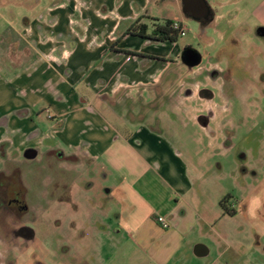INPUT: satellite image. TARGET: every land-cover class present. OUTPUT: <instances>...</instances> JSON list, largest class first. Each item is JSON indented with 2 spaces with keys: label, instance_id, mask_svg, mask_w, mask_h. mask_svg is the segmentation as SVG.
I'll use <instances>...</instances> for the list:
<instances>
[{
  "label": "rangeland",
  "instance_id": "rangeland-1",
  "mask_svg": "<svg viewBox=\"0 0 264 264\" xmlns=\"http://www.w3.org/2000/svg\"><path fill=\"white\" fill-rule=\"evenodd\" d=\"M50 2L0 0V68L6 71L21 63V40L32 34L34 19L42 18ZM207 2L212 10L225 12V18L204 29L203 36L197 21L182 18L187 31L175 42L179 49L185 43L195 47L202 55L200 63L189 69L179 60L170 81L163 78L151 88L153 101L125 92L118 100L116 96L115 107L126 119L149 123L179 152L181 167L173 176L183 175L191 186L184 243L209 250L196 260L264 264V37L255 33L264 22V0H239L238 12L236 5L220 8L217 0ZM152 4L154 24L163 22L167 10L179 16L180 9L171 2ZM81 8L73 5L74 11ZM67 22L75 33L73 18ZM159 47L152 45L146 52ZM214 70L217 74L211 77ZM128 108L143 114L130 116ZM36 110L40 117L33 120L42 132L30 135L27 144L39 147L37 158L26 160L16 153L1 165L6 172L16 167L14 179L27 190L25 209L17 213L0 208V232L29 225L35 238L20 244L22 240L0 234V264H110L112 258L133 263L140 250L129 236L134 231L131 220L141 212H133L121 190L165 195L171 193L170 186L150 166L135 169L138 179L125 180L104 159L94 163L82 157H43L52 123L46 112ZM104 115L108 126L124 125L118 116ZM226 195L229 213L219 207Z\"/></svg>",
  "mask_w": 264,
  "mask_h": 264
},
{
  "label": "crops",
  "instance_id": "crops-1",
  "mask_svg": "<svg viewBox=\"0 0 264 264\" xmlns=\"http://www.w3.org/2000/svg\"><path fill=\"white\" fill-rule=\"evenodd\" d=\"M152 1L171 2L180 9L179 16L167 10L163 20L184 25V18L191 19L182 12L180 0L48 3L42 18L34 19L33 32L31 28L28 32L32 34L21 40L25 50L20 53L21 63L6 71L0 68V170L4 160L14 154L20 155L28 148L38 151L39 147L27 144V140L30 135L42 132L33 120L40 117L36 110L40 108L52 123L49 138L44 140L47 146L44 152L82 157L94 163L104 159L120 170L125 180L138 179V175H133L139 166L154 167L158 179L170 186L171 193L165 195L157 192L141 195L131 188L121 190L133 212H141L138 219L131 220L134 231L129 235L132 245L141 252L133 263L112 258L110 264H205L196 260L200 257L184 243V209L191 186L182 174L173 176L181 167L176 158L179 152L149 123L126 119L115 107L116 96L119 94L118 100L125 92L135 98L145 94L153 101L151 88L159 86L163 78L170 81L171 73L180 68L183 47L189 46L185 43L179 49L176 41H154L130 34L129 29L137 20L148 26L153 24ZM217 3L220 8L229 4L236 5V11L239 8V0H217ZM75 4H82L83 9L74 11ZM224 16L225 12L213 10L204 29L215 27ZM70 17L75 23V33L69 29ZM197 22L200 28L202 23ZM204 29H200L202 36ZM152 45L160 47L147 53ZM128 109L130 116L143 114L138 109ZM105 113L118 116V122L124 125L116 122L108 126ZM60 142L68 151L61 148ZM157 215L165 218L166 228L155 221Z\"/></svg>",
  "mask_w": 264,
  "mask_h": 264
},
{
  "label": "flooded vegetation",
  "instance_id": "flooded-vegetation-1",
  "mask_svg": "<svg viewBox=\"0 0 264 264\" xmlns=\"http://www.w3.org/2000/svg\"><path fill=\"white\" fill-rule=\"evenodd\" d=\"M210 15H211V11L209 13L208 18L210 17ZM203 20L204 19H202V21ZM260 26H264V25H260ZM184 47H188V46H184ZM190 47L195 48L193 46H190ZM214 74L216 75L217 71L214 70V71H210V73H209V75L211 77H213ZM51 154L55 158H58V159L64 157L62 154L56 153V152L53 153L52 151H46L42 154V156L44 157V155H51ZM37 156H36V158H37ZM22 157H23V152H22ZM36 158H33V159H36ZM24 159H26V158H24ZM33 159H29V160H33ZM26 160H28V159H26ZM3 166H5V165L3 164ZM7 166H9V164ZM16 171H17L16 167H13L12 169H10L7 172L5 171L4 168L0 170V208H4L5 210L10 208V210L11 209L15 210V212L17 211V213H19V212L23 213V211L25 209V204L23 203V200L26 199L25 194H26L27 190H26V187L24 185L19 183L20 181L14 179L16 177V174H17ZM74 208H76V206H74ZM33 232L34 231H33V228L31 226L23 225L18 230L13 229V231L0 232V234L2 236H7V237H9L11 235L16 240H22V243H20V244H23V243H27L29 241L34 240L35 234H33Z\"/></svg>",
  "mask_w": 264,
  "mask_h": 264
},
{
  "label": "water",
  "instance_id": "water-1",
  "mask_svg": "<svg viewBox=\"0 0 264 264\" xmlns=\"http://www.w3.org/2000/svg\"><path fill=\"white\" fill-rule=\"evenodd\" d=\"M182 7V12L193 20L199 21L200 29H204L203 21L208 20V16L211 10V6L207 2V0H180ZM202 19H204L202 21ZM255 33L257 36L264 37V26H259L256 28ZM201 53L190 46L184 47L180 53L179 59L180 61L186 65V67L193 68L197 66L201 61ZM38 155V151L35 148H28L23 151V157L26 159L36 158ZM105 191H108L107 189ZM209 253V250L206 246L202 244H195L193 246V254L196 257H203Z\"/></svg>",
  "mask_w": 264,
  "mask_h": 264
},
{
  "label": "trees",
  "instance_id": "trees-1",
  "mask_svg": "<svg viewBox=\"0 0 264 264\" xmlns=\"http://www.w3.org/2000/svg\"><path fill=\"white\" fill-rule=\"evenodd\" d=\"M211 15L207 21H203V25L208 24L213 16V10L211 9ZM153 24L148 26L146 24L140 23L139 20L134 22V24L130 27L129 32L132 35H137L138 37L146 38L154 41H170V43L175 42L179 36L178 29L172 28L174 21L171 19H165L161 24ZM153 128V127H152ZM156 129V128H154ZM157 130V129H156ZM228 196H224L220 202L219 207L226 213H229V209L226 208V201L228 200Z\"/></svg>",
  "mask_w": 264,
  "mask_h": 264
},
{
  "label": "built area",
  "instance_id": "built-area-1",
  "mask_svg": "<svg viewBox=\"0 0 264 264\" xmlns=\"http://www.w3.org/2000/svg\"><path fill=\"white\" fill-rule=\"evenodd\" d=\"M172 28L178 29L180 36H184L186 34V31H187L185 25H183L179 21H174V23L172 25ZM164 220H165V218L163 216H157L156 219H155V221L158 224H160L162 227L166 228L167 226H166ZM218 264H222V263H218Z\"/></svg>",
  "mask_w": 264,
  "mask_h": 264
}]
</instances>
